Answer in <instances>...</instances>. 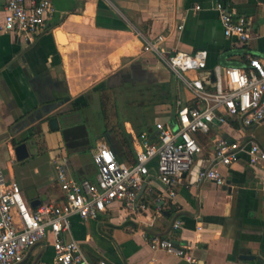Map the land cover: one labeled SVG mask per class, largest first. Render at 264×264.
<instances>
[{"label": "crops", "instance_id": "0c3cea01", "mask_svg": "<svg viewBox=\"0 0 264 264\" xmlns=\"http://www.w3.org/2000/svg\"><path fill=\"white\" fill-rule=\"evenodd\" d=\"M48 1L55 12L31 41L14 33L0 39V162L6 181L19 185L31 209L65 202L58 164L69 177L96 183L93 157L99 146H109L119 161L125 151L123 134L135 150L143 133L157 141V123L178 128L177 101L190 105L193 97L154 54L143 51V38L165 36L167 51H207V69L198 75L212 90L215 68H244L249 56L264 62V0ZM217 2L249 20L248 44L225 37ZM128 90L137 99L126 98ZM121 95L128 107L137 104L136 114L118 113ZM50 102L62 105L59 111L67 113L70 129L63 134L43 124L41 134L28 142L29 158L17 161L13 140L26 137L32 127L25 129L26 122ZM219 138L264 149V122L245 128L240 119L227 118L225 125L199 136L203 152L194 158L175 198L164 195L153 179L152 193L140 194L146 210L131 214L116 204L97 220L73 217L65 237L80 243L91 264H264V168L250 166L247 154L232 166L213 162ZM121 163L130 166L127 160ZM156 167L151 163L153 176ZM210 168L225 177L226 186L198 182V172ZM153 238L190 246L189 256L196 262L151 250ZM248 256L253 259H244ZM53 258L49 235L23 264Z\"/></svg>", "mask_w": 264, "mask_h": 264}, {"label": "built area", "instance_id": "2783aa9c", "mask_svg": "<svg viewBox=\"0 0 264 264\" xmlns=\"http://www.w3.org/2000/svg\"><path fill=\"white\" fill-rule=\"evenodd\" d=\"M195 9L200 10V6ZM215 9L225 37L235 38L240 45L248 44L252 39L249 20L234 15L222 2H217ZM54 12L48 0H0V39L4 34L14 33L31 41ZM143 39V51L154 54L193 97L190 105L180 99L177 101L178 128L173 130L157 123L156 142L143 133L135 145L137 162L132 166L119 162L109 146H99L93 157L98 169L96 183L75 180L69 177L64 165L58 164L56 175L65 194L63 204L49 203L31 209L19 185L6 181L0 162V264H23L27 253L47 241L49 235L52 236L54 258L52 262L41 264H91L80 243L65 237L71 231L73 217L83 221L97 220L116 204L131 214L146 210L140 194L142 191L152 193L153 179L164 195L175 198L194 158L203 152L200 135H208L216 125H225L227 118L240 119L245 128L264 122V62L258 57L249 56L244 68H215V89L212 90L198 75L207 69V51L193 54L167 51L163 48L167 38L162 35L152 40ZM190 73L196 77H189ZM214 145L213 162L216 164L232 166L240 161L242 154H247L250 166L264 168V149L257 144L219 138ZM153 162L157 164L154 176L150 172ZM197 180L212 182L217 187L227 185L225 177L214 168L199 171ZM179 227L180 222H177L175 228ZM149 245L153 251H165L190 263L196 262L189 256L190 246H176L173 240L160 238H153Z\"/></svg>", "mask_w": 264, "mask_h": 264}, {"label": "water", "instance_id": "95a60500", "mask_svg": "<svg viewBox=\"0 0 264 264\" xmlns=\"http://www.w3.org/2000/svg\"><path fill=\"white\" fill-rule=\"evenodd\" d=\"M212 79L215 80V75H213ZM61 106L62 105H59L55 102H50L44 106H41L36 110L38 117L35 120L30 119L28 122H26L25 129H29V127L32 126L30 127L26 137L22 140H13V144L16 143V145L14 144V152L17 161L22 162L29 158L30 154L28 150V142L37 138L41 134L43 124H47L50 129L57 131L61 130L63 134H65L68 129H70V125H68L66 122L67 113L59 111ZM164 215L170 217V213H164ZM173 243L176 246L180 245V242L178 241H173ZM244 259L251 260L253 258L248 256Z\"/></svg>", "mask_w": 264, "mask_h": 264}, {"label": "rangeland", "instance_id": "374dc122", "mask_svg": "<svg viewBox=\"0 0 264 264\" xmlns=\"http://www.w3.org/2000/svg\"><path fill=\"white\" fill-rule=\"evenodd\" d=\"M127 92V91H126ZM125 92V93H126ZM128 94H126V98H135L137 99V97L135 95H133L129 90L127 92ZM123 95V93H120ZM111 95V94H110ZM122 95L120 96V98L117 100V107H118V113L121 115V116H124V115H127L129 113L131 114H136L137 113V110H138V107H137V104L136 106L134 105H129V107L127 106V103H124V100L123 98H125V96L122 97ZM125 95V94H124ZM122 97V98H121ZM146 100V98H145ZM111 107V111H113V106H110ZM113 113V112H112Z\"/></svg>", "mask_w": 264, "mask_h": 264}, {"label": "trees", "instance_id": "16d2710c", "mask_svg": "<svg viewBox=\"0 0 264 264\" xmlns=\"http://www.w3.org/2000/svg\"><path fill=\"white\" fill-rule=\"evenodd\" d=\"M124 136L122 137V144L125 147V151H124V157L120 158L119 161L120 162H125L127 160V162H129V165H135L137 162L136 159V152L132 146V143L130 142L129 136L123 134ZM16 145V143H14Z\"/></svg>", "mask_w": 264, "mask_h": 264}]
</instances>
